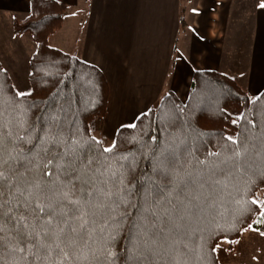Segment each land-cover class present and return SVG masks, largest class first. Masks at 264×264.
Listing matches in <instances>:
<instances>
[{
  "label": "trees",
  "instance_id": "1",
  "mask_svg": "<svg viewBox=\"0 0 264 264\" xmlns=\"http://www.w3.org/2000/svg\"><path fill=\"white\" fill-rule=\"evenodd\" d=\"M68 15L62 3L29 0L27 18L13 24L14 34H30L36 48L27 69L30 95L17 96L0 65L5 158L8 153L16 155L14 141L23 134L20 124L26 119L30 139L20 142L24 150L32 149L30 162L22 161L26 180L52 187L66 178L56 164L46 166L47 159L57 154L45 151L52 147L53 136L59 152L67 144L85 163L92 161L91 167L107 175L123 173L131 193L123 208L130 215L112 249L121 257L116 264H123L126 237L138 216L137 205L148 178L161 189H171L163 192L162 199L191 209L184 213L182 240L162 248L153 257L157 264H218L220 243L233 244L245 230L264 233V198L260 204L257 201L264 190V92L251 98L224 74L194 71L185 102L166 92L134 126L119 128L107 144L96 135V124L104 118L108 104L104 75L48 42ZM161 160L171 162L166 179L158 167ZM48 171L53 175H46ZM76 189L79 194V183ZM3 255L5 264H27L24 252L5 248ZM28 259L39 264L31 255ZM97 260L107 264L105 252L94 243L72 250L64 264H97Z\"/></svg>",
  "mask_w": 264,
  "mask_h": 264
},
{
  "label": "crops",
  "instance_id": "2",
  "mask_svg": "<svg viewBox=\"0 0 264 264\" xmlns=\"http://www.w3.org/2000/svg\"><path fill=\"white\" fill-rule=\"evenodd\" d=\"M54 1L69 15L52 47L103 73L108 134L133 126L168 91L186 100L194 71L224 74L250 96L264 92V0ZM28 14L29 0H0V65L26 93L36 47L13 24Z\"/></svg>",
  "mask_w": 264,
  "mask_h": 264
},
{
  "label": "snow or ice",
  "instance_id": "3",
  "mask_svg": "<svg viewBox=\"0 0 264 264\" xmlns=\"http://www.w3.org/2000/svg\"><path fill=\"white\" fill-rule=\"evenodd\" d=\"M25 95L30 93L17 92L19 97ZM20 127L23 134H18L14 141L16 155L8 153L7 158L0 133V264H5V248L9 252H24L27 264H33L29 255L39 264H64L72 250L94 243L105 252L107 264H116L121 257L112 249L130 215L123 208L131 195L123 173L107 175L91 167L92 161L85 163L84 157L67 144L65 151L59 152L58 141L53 136L52 147L45 151L49 155L57 154L47 159L46 166L56 164L66 178L59 186L52 187L28 181L21 171L25 169L22 161L30 162L32 149L24 150L20 143L30 139L26 119ZM229 139L236 143L233 138ZM104 151L111 152L112 148ZM170 163L159 162L164 179L171 172ZM45 174L52 176L53 172ZM100 176L105 178L101 180ZM77 183L81 189L79 194ZM164 191L171 189L167 186L161 189L155 180L148 178L143 198L137 205L138 216L126 237L123 264H157L153 257L162 248L175 246L182 240L184 213L191 209L173 203L172 199H162ZM97 264L105 261L97 260Z\"/></svg>",
  "mask_w": 264,
  "mask_h": 264
},
{
  "label": "rangeland",
  "instance_id": "4",
  "mask_svg": "<svg viewBox=\"0 0 264 264\" xmlns=\"http://www.w3.org/2000/svg\"><path fill=\"white\" fill-rule=\"evenodd\" d=\"M55 37L56 36L53 35V37H50L52 40L49 39L48 41L51 47L52 45L55 46V43L57 44V42L54 40ZM243 91L251 98L256 97L250 96L245 89H243ZM185 101L186 100L182 102ZM104 118L98 121L96 124V135L104 139L105 142L109 144L113 140L115 134H108L104 131L103 126L106 125V120L104 121ZM263 198L264 190L258 194L257 201L259 204L262 202ZM216 253L218 264H264V233L245 230L240 234L239 238L233 244H228L227 242L220 243L216 249Z\"/></svg>",
  "mask_w": 264,
  "mask_h": 264
}]
</instances>
